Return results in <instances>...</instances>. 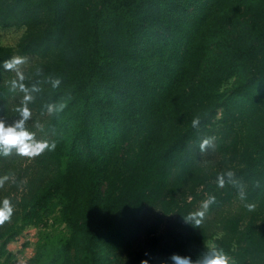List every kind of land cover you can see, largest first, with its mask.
I'll use <instances>...</instances> for the list:
<instances>
[{
  "label": "trees",
  "instance_id": "obj_1",
  "mask_svg": "<svg viewBox=\"0 0 264 264\" xmlns=\"http://www.w3.org/2000/svg\"><path fill=\"white\" fill-rule=\"evenodd\" d=\"M0 27L24 28L14 47L0 43V118H18L14 80L35 84L26 126L56 143L32 159L0 155V200L14 206L0 264L28 226L27 264H173L209 241L234 264H264V0H0ZM15 53L38 58L23 81L5 79ZM206 137L216 165L198 159ZM228 171L246 200L218 186ZM211 196L215 225L187 222ZM163 217L181 236L159 231Z\"/></svg>",
  "mask_w": 264,
  "mask_h": 264
},
{
  "label": "clouds",
  "instance_id": "obj_2",
  "mask_svg": "<svg viewBox=\"0 0 264 264\" xmlns=\"http://www.w3.org/2000/svg\"><path fill=\"white\" fill-rule=\"evenodd\" d=\"M25 63V58L20 56H14L9 60L2 62L3 68L5 70H16L19 75V80L23 81L24 76L19 73V67ZM52 87H58L61 80L49 79ZM19 89L23 93V98L20 105L15 109L18 113V118L14 119L12 122H8L4 118H0V155L9 156L15 153L17 156L25 158H36L42 155L45 151H54L56 148V143L54 141H49L47 139H39L35 132L30 131L27 128V122L32 117V112L29 108V104L34 100V93H38L41 89L33 84L31 88L25 84L17 83V81L12 82V89ZM48 113H57L64 109V103L49 104L46 106ZM200 125V118L196 117L192 120V127L198 128ZM214 137H206L200 143V151L204 152L207 149L214 147ZM235 174L232 171H228L224 174L218 176V186L224 187L226 182L232 183L239 188V198L243 201L247 199V193L245 187L234 179ZM9 180V176L0 177V188H3L5 183ZM257 187H260L259 182L256 183ZM215 197L211 196L205 201H203L201 208L202 210L189 214L186 219L187 222H194L195 226L199 227L201 220L203 219L205 212L209 206L215 203ZM248 211H254L256 208L255 203H245L244 205ZM14 213V206L11 199L4 198L0 200V225L5 222L10 221ZM173 264H234L231 258L224 252L223 249H207L200 257L195 261L191 256H182L179 254H173L170 257ZM141 264H148L147 260L141 262Z\"/></svg>",
  "mask_w": 264,
  "mask_h": 264
},
{
  "label": "rangeland",
  "instance_id": "obj_3",
  "mask_svg": "<svg viewBox=\"0 0 264 264\" xmlns=\"http://www.w3.org/2000/svg\"><path fill=\"white\" fill-rule=\"evenodd\" d=\"M24 31V28H1L0 27V43L2 45L6 46H12L14 47L19 39V37L22 35ZM14 56H20L25 58V63L19 67V73H23L27 68L35 65L38 61V58L34 55H18L14 54ZM13 56V57H14ZM16 77H19L18 72L16 70H5V79L6 80H14ZM226 88L229 87V84L225 86ZM22 159H28L25 157H22ZM198 159L201 164L204 166H212L217 164L218 160V155L214 151V148L211 147L207 149L204 152H200L198 154ZM205 201V200H204ZM203 203V202H202ZM200 203L197 207V211L202 210ZM234 206H236V202L233 203L231 206H224L223 209L218 211V214L223 213L224 211H228L232 209ZM196 211V212H197ZM219 216L215 213L212 214H207L205 213L203 219L201 222H210L213 225H215V221L217 220ZM159 219L157 216V213L155 211H151L149 214H147V217L145 218L146 223H152L153 221ZM173 227H171L170 221L168 220V217H163L160 219L159 222V231H164V232H170L171 236H181V233L184 231L181 229H174L172 230ZM37 233L38 230L37 228L33 226H28L25 228V230L22 232L20 238L18 241H14L9 243L8 248L15 252L16 254V260L12 264H27L28 259L34 254L35 251V243L37 241ZM25 245V246H23ZM213 246L212 241H209L206 244V250L210 249ZM204 252V253H205ZM203 253L200 254V256Z\"/></svg>",
  "mask_w": 264,
  "mask_h": 264
}]
</instances>
